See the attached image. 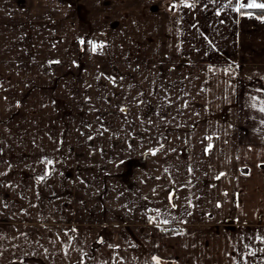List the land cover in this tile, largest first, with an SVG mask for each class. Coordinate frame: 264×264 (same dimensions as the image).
I'll return each mask as SVG.
<instances>
[{
  "label": "rangeland",
  "instance_id": "obj_1",
  "mask_svg": "<svg viewBox=\"0 0 264 264\" xmlns=\"http://www.w3.org/2000/svg\"><path fill=\"white\" fill-rule=\"evenodd\" d=\"M252 2L264 4V0H247L246 4ZM126 9L111 0H0V191L4 186L3 171L21 164L26 173L34 166L43 176L49 168L60 173L63 166H69L72 186L81 174L87 177V190L116 188L117 178L121 177V183L117 184L119 190L142 194L139 178L145 163L149 159H163L166 175L160 181L163 185L165 180V191L169 192L171 201L175 192L184 187L186 170L198 162V167L193 169L198 175L213 176L215 188L219 187L220 177L231 172V200L234 203L238 196L241 203L238 209L262 202L264 208V194L256 199L250 195L244 205L245 194H234L237 190L242 192L248 181L255 183L252 164L263 162L264 167V150L243 149L257 141L264 144V111H261L264 65L259 72L241 64L242 69L238 71H216L219 76L211 80L191 82L189 78L184 81L182 92L176 90L175 71L170 68L157 72L149 87H139L141 72L117 70L116 56L104 46L92 50L91 36L103 35L106 15L117 19V24H113L120 29L124 25L134 26L131 20L118 19L119 14H126ZM257 9L264 10L247 11ZM144 95H149L148 102H142ZM196 96L199 99L208 96L210 101L192 102ZM180 110L184 112L183 118L175 113ZM147 112H150L149 119ZM148 122L151 126L166 128L165 134L150 136L155 148L148 151L127 142L128 136L118 134L117 138L106 130L116 127L124 132L127 127ZM78 127L85 128V133L78 132ZM186 127L198 128L200 132L228 128L230 135L226 138L243 145L233 150L182 151L181 128ZM22 132L32 134L31 139L37 144H31L30 134L23 136ZM219 132L207 135L213 139L214 146ZM113 139L115 150H112ZM53 142L55 148L50 144ZM239 163L245 165L239 168L240 165L236 166ZM42 164L46 166L44 170ZM154 164L149 167L152 171L157 168ZM84 169L88 170L86 174ZM262 174L264 177V168ZM38 181L37 178L32 184H40ZM204 183L209 184L207 180ZM199 184H195V191ZM39 197L46 199L45 194ZM145 213L149 219L153 217L152 207L146 206ZM262 218L263 224L243 228L240 264H264V215ZM32 225L37 226L30 231L33 235L42 225ZM230 225L232 230L239 226L234 222ZM166 229L164 233H171L176 226L169 224L163 231ZM0 264L10 263L1 261Z\"/></svg>",
  "mask_w": 264,
  "mask_h": 264
},
{
  "label": "crops",
  "instance_id": "obj_2",
  "mask_svg": "<svg viewBox=\"0 0 264 264\" xmlns=\"http://www.w3.org/2000/svg\"><path fill=\"white\" fill-rule=\"evenodd\" d=\"M246 1L111 0L112 3L127 8V15H118L119 21L131 20L134 26L124 25L120 29L119 25L113 24L117 19L113 20V16L108 14L105 22L107 26L102 27L103 35H95L94 38L91 36V39L95 44L112 51L116 56L117 70L141 72L138 81L142 79V82L138 84L139 87H149L157 72L173 68L176 90L181 89L182 92L185 80H211L215 75L219 76L220 69L230 73L232 69H242V64L251 70L261 71L264 65V17H256L251 13L242 15L241 10L251 9L247 7H241L237 11L238 5L246 4ZM124 15L127 17L122 18ZM222 75L225 76L224 73ZM230 76L229 74L228 77ZM148 96L144 95L142 102H148ZM193 99L192 102L210 101L208 96L203 99L196 96ZM147 113L146 118H151L150 112ZM175 113L179 118L184 116L182 110ZM148 124L149 122L143 126L127 127L124 132L116 127L106 130L117 138L118 134L128 136L127 142L148 151L155 144L150 136L166 133V128ZM183 129L181 128L183 141L180 145L182 151L209 148L233 150L240 149L238 145H243L239 142L231 143L230 138H226V135H230L228 128L202 130L205 132L194 127ZM77 131L84 134L85 128L78 127ZM215 131H221L218 133L220 136L216 139V146L212 143L213 139L207 136ZM21 134L24 136L30 133ZM32 136H28L31 144H37L32 141ZM114 143L115 139L112 150H115ZM254 143L243 149L264 150L262 142ZM50 144L55 148L54 142ZM152 162L157 167L153 171L149 168ZM196 163L197 165H192L195 169L199 165ZM243 165L245 164L239 163L236 166L240 168ZM13 166L15 168L12 170L3 171L4 178H1L4 186L0 191V262L240 264L243 228L263 224V202L261 206H244L238 209L241 203L237 196L232 203L233 175L229 171L220 177L221 180L217 181L219 187L215 188L213 176L198 175L195 169H187L186 182L182 183L184 187L178 186L179 190L171 201L169 192L165 191V180L163 185L160 181L161 176L166 175L163 159H149L145 163L139 178L142 194L119 190L117 184L121 183V177L117 178V184L110 179L116 188L87 190V177L79 174L77 182L72 186L69 166H63L60 173L59 170L49 168L45 171L47 175L44 172L46 179L34 185L32 183L43 176L38 174L39 169L34 170L33 166L26 173L23 165ZM256 166L262 172L264 168L263 162L260 165L252 164L255 183L248 181L242 192H234L245 194L242 205L250 195L256 199L264 194V177L262 172L256 170ZM41 167L44 170L46 166L42 164ZM87 172L84 169L83 173ZM95 180L97 181L96 176ZM206 180L209 182L208 186L204 183ZM123 181L122 178V184ZM197 182L200 184L195 191ZM39 194H45L46 199H41ZM146 206H151L153 210V217L150 219L145 213ZM231 222L239 226L232 230ZM37 223L42 226L38 233L32 235L30 231L37 229L32 224ZM169 224L175 225L176 229L171 233H164L163 228ZM237 233L239 239H236Z\"/></svg>",
  "mask_w": 264,
  "mask_h": 264
},
{
  "label": "snow or ice",
  "instance_id": "obj_3",
  "mask_svg": "<svg viewBox=\"0 0 264 264\" xmlns=\"http://www.w3.org/2000/svg\"><path fill=\"white\" fill-rule=\"evenodd\" d=\"M241 7H247V8H261V9H264V4H258V3H247V4H241V5H238L237 7V11H239V9ZM219 14V13H218ZM81 43H83V41H81ZM97 47H102V45H97V44H92V50L93 51H96ZM261 111H264V108H261ZM49 164H51V161L48 162ZM47 175V174H46ZM46 175L45 176H41L39 177V180H44L46 179ZM221 175H224L223 173H221ZM219 178V177H217ZM165 223H167V221H164ZM153 259H156L155 257Z\"/></svg>",
  "mask_w": 264,
  "mask_h": 264
},
{
  "label": "trees",
  "instance_id": "obj_4",
  "mask_svg": "<svg viewBox=\"0 0 264 264\" xmlns=\"http://www.w3.org/2000/svg\"><path fill=\"white\" fill-rule=\"evenodd\" d=\"M241 12L242 13H245V12H247V13H253V14H256V15H264V10H259V9H257V10H250V11H247V10H241Z\"/></svg>",
  "mask_w": 264,
  "mask_h": 264
},
{
  "label": "built area",
  "instance_id": "obj_5",
  "mask_svg": "<svg viewBox=\"0 0 264 264\" xmlns=\"http://www.w3.org/2000/svg\"><path fill=\"white\" fill-rule=\"evenodd\" d=\"M164 232H167V229H166V230H164Z\"/></svg>",
  "mask_w": 264,
  "mask_h": 264
}]
</instances>
